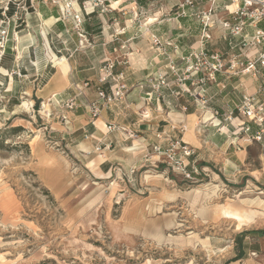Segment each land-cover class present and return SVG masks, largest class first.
Wrapping results in <instances>:
<instances>
[{
    "label": "rangeland",
    "instance_id": "1",
    "mask_svg": "<svg viewBox=\"0 0 264 264\" xmlns=\"http://www.w3.org/2000/svg\"><path fill=\"white\" fill-rule=\"evenodd\" d=\"M115 1L47 0L46 4L52 10L57 7L66 27L83 36L84 24H93L89 18L98 16L97 10L105 29L114 24L118 29L149 32L150 36L142 38L143 45L155 47L156 58L165 60L150 76H157L156 88H168L169 79L175 76L184 81L196 71L189 70L192 65L178 68L177 54L167 50L177 44L176 38L158 36L151 32L154 29L186 30L194 35L181 37L188 39V44L199 43L192 55L193 66L207 61L208 53L196 52L202 47L218 50L240 46L241 39L225 34L218 21L226 13L224 7L236 9L231 0L215 4L212 0H194V6L188 7L184 6L188 0H170L171 4L167 0ZM38 3L39 0H0V61L6 48L22 43L24 29H30L26 34L32 35L29 46L33 49L24 54L28 57L22 70H16V76L26 82L34 78L33 69L61 59L52 48L56 39L47 42L44 35L45 38L35 34L34 26L28 28L29 15L40 11L42 5ZM212 7V40L205 42L202 20ZM154 12H160L159 19L148 20ZM76 16L81 23H77ZM2 30L7 32L4 37ZM153 36L159 40L158 45ZM81 39L79 48L86 57V51L95 43L87 36ZM95 54L102 61L103 72L109 60L115 61V67L119 62H129V57L120 53ZM188 57L183 56V60ZM10 61L2 67L5 69ZM2 81L0 264H232L238 258L243 259L241 264H264L262 255L249 253L259 248L264 252V186L245 184L248 177L238 185L225 182L223 186L209 179L201 166H196L198 174L188 180L174 172L166 161L156 167L136 166L129 171L120 166L110 172L103 167L96 169L98 166L88 163L89 159L79 161L64 143L57 125L64 118L57 116L47 101L23 94L10 97L2 91L7 87ZM123 98L98 101L103 109ZM61 107L57 102L56 109ZM258 153L256 150L250 154L254 176L264 170L261 160H257ZM244 185L249 186L248 190L241 188ZM230 208L254 214L256 222L239 229L234 220L224 216Z\"/></svg>",
    "mask_w": 264,
    "mask_h": 264
},
{
    "label": "crops",
    "instance_id": "2",
    "mask_svg": "<svg viewBox=\"0 0 264 264\" xmlns=\"http://www.w3.org/2000/svg\"><path fill=\"white\" fill-rule=\"evenodd\" d=\"M124 2L126 0L115 1ZM46 3L47 0H39L38 5H42L40 11L29 15L27 27L34 26L35 34L45 36L47 42L50 38L56 39L57 44L52 41V48L57 52L58 58H61L57 62L67 60V74L51 61L42 69H33L34 78L27 82L16 76V70H22L25 65L28 57L25 56L26 53L33 49L29 46L32 35L26 34L30 29H24L22 43L6 48L5 56L0 61V84H3L2 80L7 83V87L1 89L7 91L10 97L23 94L26 98L31 96L41 102L47 101V105L56 110L57 116L64 118L57 124L60 125L57 128L62 140L69 149H73L79 161L89 159L88 163L98 166L96 169L102 170L103 167L108 172L114 171L116 166L127 171L136 166L156 167L157 163L166 160L164 156L154 155L153 147L161 145L166 150L171 142L181 141L194 150L190 159L191 166H201L208 172L209 179L215 183H221L223 186H226L225 182L238 185L248 177L245 184L254 183L257 188L264 186V170L262 173L257 171L259 176H254L256 172L254 168H250L253 159L250 157L251 152L259 151L257 160L260 161V146L239 131V126L247 120L239 116L236 109L243 96L246 93H255L261 83L251 76H231L229 71L217 73L215 80H207L208 72L205 71L213 64L209 56L211 53L220 54L225 63L229 64L233 58L240 61H246V56L254 58L253 50L247 52L239 46L211 50L207 46L208 57L207 61L201 64V73L192 72L184 81L174 76L169 79L170 87L154 89L152 84L159 82L157 76L153 78L155 82L150 81V76L159 70L162 66L160 63L165 60L156 58L155 47L143 45L142 38L150 36L149 32L146 34L143 30L123 27L118 29L114 24L111 25L112 28L109 26L105 29L103 18L97 10L99 17L89 18L93 24L85 23L84 36H80L77 31L66 27L64 16L57 7L52 10ZM166 3L171 4L170 0ZM159 15L160 12H154L148 20L159 19ZM221 16L226 18L227 14L222 13ZM52 20V24H48ZM263 27L259 25V28ZM151 32L158 36L169 35L176 38L177 44L167 50L177 54L175 58L178 68L194 64L192 55L195 54L194 49H198L199 43L188 44V39L181 38L190 34L188 31L158 27ZM246 32L252 35L254 29L248 28ZM85 36L95 43L91 50L86 51V57L79 48V44L83 43L80 38ZM190 36L194 37L192 34ZM35 49L39 51L38 47ZM102 52L111 56L120 53L129 57V62H119L115 67L114 75L122 74V79L118 82L112 78L101 82L104 77L100 65L102 61L96 58L95 53ZM188 55L186 61L183 60V56ZM10 59V64L6 66L8 70L4 69L2 65L7 64ZM202 80L204 82L201 84ZM121 84L127 86L123 100L101 109L99 115L94 117L89 106L99 100V90L104 89L110 95ZM199 90L204 92L199 93ZM150 95L151 100L148 98ZM69 101L75 102L73 108L67 106ZM57 102L63 107L56 109ZM227 118H232V123ZM257 131L258 128L251 124V134ZM216 169L217 174L214 173ZM248 185L241 188L248 190ZM252 252L256 253L255 256L264 257L261 248L249 250L250 254ZM241 262L243 259L232 264Z\"/></svg>",
    "mask_w": 264,
    "mask_h": 264
},
{
    "label": "built area",
    "instance_id": "3",
    "mask_svg": "<svg viewBox=\"0 0 264 264\" xmlns=\"http://www.w3.org/2000/svg\"><path fill=\"white\" fill-rule=\"evenodd\" d=\"M215 4L219 0H212ZM232 4H236L234 11L230 10V6L224 7L227 13L226 18H220L219 25L223 27L225 34H228L235 38H240L241 43L239 46L245 51L249 52L253 50L255 52L254 58L250 59L246 54V61H240L233 58L229 64H226L220 54H213L210 59L213 64L208 66L205 71L208 72L207 80H215L217 73L229 71L231 76H251L255 81H259L261 84L255 93H246L240 104L236 107L238 115L242 116L245 120L239 126V131L245 133L251 142L257 143L260 146V160L264 168V27L259 28V25L264 26V0H231ZM194 0H188L184 6H194ZM231 5V6H233ZM214 17V8L212 7L203 16V39L205 42L212 40L211 29L213 28L212 18ZM77 23H81L80 17L75 18ZM253 28L254 33L252 35L246 32V29ZM7 34L5 30H2L1 37ZM81 36V33H79ZM154 44L158 45L159 40L156 36H153ZM206 47H202L198 52L201 55L207 53ZM197 57V55H196ZM1 58V57H0ZM173 65L174 62H171ZM115 61L109 60L107 67H105L104 77L101 82H106L109 78H112L116 82L122 79V74L114 75L113 69L115 68ZM173 68V67H172ZM195 69L196 74L202 72L203 68L201 64L190 66L189 70ZM152 82L155 79L151 78ZM204 82V80L201 81ZM163 84V83H162ZM155 89L156 84H152ZM127 86L124 84L118 85L115 91L112 92V97H107L105 92L99 90V98L101 100L107 99L111 102L113 99L123 98ZM203 91V90H202ZM204 92V91H203ZM113 98V99H112ZM151 100L152 95L148 96ZM69 107H74V101L69 102ZM101 104L94 102L91 104V111L94 117H97L101 111ZM230 115L233 116V113ZM232 123V118H227ZM251 124L258 128L255 134H251ZM238 130V129H236ZM153 153L156 156H164L166 162L174 172L182 175L185 179L193 180L194 174H198V169L195 165L191 166L190 159L194 155V150L188 144L181 141H173L169 147L164 150L161 145L153 147Z\"/></svg>",
    "mask_w": 264,
    "mask_h": 264
},
{
    "label": "bare ground",
    "instance_id": "4",
    "mask_svg": "<svg viewBox=\"0 0 264 264\" xmlns=\"http://www.w3.org/2000/svg\"><path fill=\"white\" fill-rule=\"evenodd\" d=\"M236 5V4H235ZM57 66H60L65 75L67 74L68 70V62L66 59H62L61 62L55 63ZM69 73V72H68ZM44 107L46 108L47 105L45 104ZM245 203V202H244ZM261 204V203H260ZM259 204V205H260ZM246 205V204H245ZM263 205V204H262ZM242 209V208H241ZM262 209V208H261ZM260 209V210H261ZM246 210V209H245ZM254 211V210H253ZM249 212V211H248ZM257 213V212H256ZM258 215V214H257ZM224 216L228 219L234 220L238 224V228H242L243 226H250L251 224H254L256 222V216L254 214H249L244 211H239L235 209H227L224 213ZM262 216V215H260ZM242 230V229H241Z\"/></svg>",
    "mask_w": 264,
    "mask_h": 264
},
{
    "label": "trees",
    "instance_id": "5",
    "mask_svg": "<svg viewBox=\"0 0 264 264\" xmlns=\"http://www.w3.org/2000/svg\"><path fill=\"white\" fill-rule=\"evenodd\" d=\"M147 1V0H146ZM241 259V258H240ZM239 258L237 259V260H235V261H239L240 260Z\"/></svg>",
    "mask_w": 264,
    "mask_h": 264
}]
</instances>
